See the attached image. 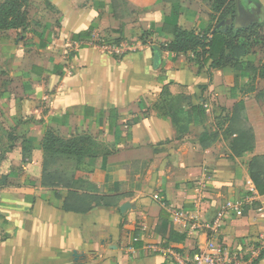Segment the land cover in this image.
Returning <instances> with one entry per match:
<instances>
[{
    "label": "crops",
    "instance_id": "obj_1",
    "mask_svg": "<svg viewBox=\"0 0 264 264\" xmlns=\"http://www.w3.org/2000/svg\"><path fill=\"white\" fill-rule=\"evenodd\" d=\"M125 1L115 17L111 0H27L26 26L0 32V264H177L173 254L206 240L189 233L192 218L210 223L236 201L241 214L227 211L216 240L264 264V195L249 173L264 156V80L245 92L252 73H237L228 49L222 65L199 49L162 50L174 39L160 31L170 4ZM237 1L261 16L264 0ZM179 3L182 29L219 28L209 1ZM255 46L243 67H258ZM237 103L254 135L240 157L227 130ZM48 132L91 140L94 164L84 158L79 178L116 206L65 211L68 191L40 186Z\"/></svg>",
    "mask_w": 264,
    "mask_h": 264
},
{
    "label": "trees",
    "instance_id": "obj_2",
    "mask_svg": "<svg viewBox=\"0 0 264 264\" xmlns=\"http://www.w3.org/2000/svg\"><path fill=\"white\" fill-rule=\"evenodd\" d=\"M5 5L1 6L5 12V18L16 17L19 10L18 0H4ZM114 16L115 4L119 1L121 4L128 6L125 0H111ZM167 2L171 6L170 14L164 18L162 33L171 34L174 39L171 43L162 45L161 49L171 53H188L197 49L204 55L205 62L208 60L218 61L219 65L225 63L224 51L228 49V56L234 61L233 67L237 73H256L257 78L264 80V57L260 65L255 68L251 63L244 67L238 62L239 59L247 55L252 47L259 44L257 41L264 43V36H258V30L264 28V23L251 24L248 28L232 32L231 29L219 27L211 33L212 24L207 27H200V30L187 31L178 25V16L181 10L179 0H160ZM211 3L212 14L210 21L214 20L219 23L227 18H235L236 0H207ZM25 11L23 19L17 26L5 27L7 22L4 21L0 12V30L24 28L27 24V0H22ZM217 16L215 17V15ZM26 19H25V18ZM3 18V19H2ZM2 27V28H1ZM258 36V37H257ZM257 37V38H256ZM238 76V74H237ZM227 130L233 138L231 139V151L235 157L242 156L245 152L251 151L254 147V135L250 125L247 122L245 109L242 103L234 105L230 118L228 119ZM78 141L70 139L64 141L57 134L48 132L42 139L43 161L40 178V186L43 188H63L66 189L67 197L65 199L63 210L77 213H87L98 206L113 207L119 201V196H99L97 187L89 182L79 178V166L84 160L88 159V165L93 166L94 157L78 146ZM31 141L26 140L22 148V160L30 161ZM249 173L255 191L259 195H264V156H255L249 162ZM5 182L4 178H1ZM77 191L90 193V195L79 196ZM70 198L75 201L82 198L84 203L78 204L70 202ZM163 213L161 212L159 221L162 222ZM263 253L259 254L262 257Z\"/></svg>",
    "mask_w": 264,
    "mask_h": 264
},
{
    "label": "built area",
    "instance_id": "obj_3",
    "mask_svg": "<svg viewBox=\"0 0 264 264\" xmlns=\"http://www.w3.org/2000/svg\"><path fill=\"white\" fill-rule=\"evenodd\" d=\"M200 188L201 199H205V189L203 184H198ZM156 198V197H155ZM245 202H228L210 223L201 224L193 217L191 220L189 233L197 232L206 234V240L202 246L197 247L193 253L185 258L177 253L174 255V261L177 264H247V255L238 250H227L218 240H216L221 220L225 217L228 210L236 214H241Z\"/></svg>",
    "mask_w": 264,
    "mask_h": 264
},
{
    "label": "rangeland",
    "instance_id": "obj_4",
    "mask_svg": "<svg viewBox=\"0 0 264 264\" xmlns=\"http://www.w3.org/2000/svg\"><path fill=\"white\" fill-rule=\"evenodd\" d=\"M5 2L6 1H4V0H0V7L5 5ZM18 2H19V6L20 7H19V10L17 11L18 15L16 17L5 18V12H7V8H5L4 10L2 8H0V12H2V10L4 12L2 17L4 18V21L7 22L5 27H10V26H14V25L17 26L21 22L20 18L23 19L25 8H24L22 0H18ZM234 6H235L236 17L233 18V19L227 18V19L219 22L218 24L216 23L218 25V27H225L227 29H231L232 32H237V30H243L245 28H248L252 23L253 24H258L259 22H257V21L261 17H262L261 18L262 19L261 22L264 23V9L262 10V14H260L261 16L257 15V17H254L251 14L247 13L246 9L244 8V4H242L241 2L236 0ZM216 16H217V14L215 15V17ZM0 32H1V30H0ZM260 35L264 36V28L258 30V36H260ZM257 42L259 44H257L255 47H257L258 54H261V56H260L261 60L258 62V66H259L260 63L263 60V57H264V43L260 42V41H257ZM256 80H257V74L256 73H252V74H250L248 76V81H250V84L248 86H246L245 92H247L251 88H253L251 86ZM75 140H76V142L78 141V143H77L78 146H81V148H83L87 152L86 154L88 156H89V154H92L91 145L93 143L90 142L91 140L89 138H87V137H77V138H75ZM83 172L85 173L86 170L83 169Z\"/></svg>",
    "mask_w": 264,
    "mask_h": 264
},
{
    "label": "water",
    "instance_id": "obj_5",
    "mask_svg": "<svg viewBox=\"0 0 264 264\" xmlns=\"http://www.w3.org/2000/svg\"><path fill=\"white\" fill-rule=\"evenodd\" d=\"M155 58L157 59V55L155 56Z\"/></svg>",
    "mask_w": 264,
    "mask_h": 264
}]
</instances>
